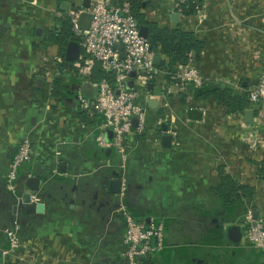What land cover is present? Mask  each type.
Instances as JSON below:
<instances>
[{"label": "crops", "instance_id": "obj_1", "mask_svg": "<svg viewBox=\"0 0 264 264\" xmlns=\"http://www.w3.org/2000/svg\"><path fill=\"white\" fill-rule=\"evenodd\" d=\"M145 1L152 21L200 37L203 47L193 63L207 84L253 86L264 55L252 60L251 53L264 34L261 25L252 28L247 15L256 11L247 3L264 11V0H203L205 24L181 16L176 24L169 1ZM87 3L90 8V0H0V261L8 232L16 229L18 264H128L124 206L136 221L149 226L158 220L164 228L156 252L167 248L156 264H264L260 251L246 247V216L245 222L224 220L215 193L223 175L251 186L254 195L244 204L254 218L259 213L256 220H264V180L258 175L264 156H245L239 137L245 113H228L214 97L197 99L191 89L182 90L181 80L158 70L145 103L148 127L140 133L134 124L122 169L121 151L99 144L101 115L80 104L79 95L94 99L93 84L66 72L65 91L52 95L54 77L46 72L56 73L55 60L65 52L47 37L60 31V20L70 11ZM244 27L253 31L252 39L240 34ZM166 136L172 137L167 146ZM105 137L111 140V132ZM25 139L33 157L20 168L24 188L17 195L9 191L7 176ZM30 178L40 179L39 192L27 189ZM25 193L32 201L15 214ZM231 225L242 227L237 247L227 234Z\"/></svg>", "mask_w": 264, "mask_h": 264}, {"label": "built area", "instance_id": "obj_2", "mask_svg": "<svg viewBox=\"0 0 264 264\" xmlns=\"http://www.w3.org/2000/svg\"><path fill=\"white\" fill-rule=\"evenodd\" d=\"M166 1L172 4L173 12H178L184 21L195 19L199 24H205L207 21V0L205 3H202L203 0L199 1L197 12L191 17H184L182 14L183 0ZM90 3L88 9L81 8L69 13L68 18L73 25L72 31L82 39V52L78 61L63 73L70 72L74 77L93 84L94 99L89 101L79 95L80 104L83 108L91 109L103 116L104 121L100 126L101 135L98 137L99 144L102 148L120 150L124 163L122 169H124L128 153L127 141L134 132V120H137L140 133H144L148 127L145 103L152 97L149 85H155L157 81L158 69L154 65L157 54L149 40L141 35L129 5L119 4L115 0H90ZM252 5L256 13L250 12L247 16L252 20V28L256 30L261 25L264 34V11L255 2L247 3L248 8ZM86 11L92 15V21L89 29L82 31L78 27V20ZM238 30L244 38L252 39L254 36L250 28L244 27ZM251 54L254 55L252 60L258 59L259 56L261 58L264 55V41H259ZM260 62L261 59L258 63ZM62 63L63 59L58 57L55 60L56 73L47 70L46 74L50 73L54 78L58 76V65ZM97 64L101 65V75L106 76L100 81L93 80ZM133 74L135 76H132ZM253 77L255 83L247 89V93L250 100L249 110L255 112L254 122L253 124L241 122L242 132L239 135L240 142L247 150L246 157H253L257 153L264 156V66L259 65ZM173 79L181 80L184 85L182 90H187L190 85L194 88H202L206 84L204 76L194 63L182 67ZM129 82L133 83L132 89L128 86ZM228 84L226 87L237 91L244 90L239 84ZM107 132H111V140L105 137ZM167 133L172 134L174 131L169 130ZM32 157V144L30 140L25 139L18 146L7 176L8 189L12 193H16L15 182L20 168L29 163ZM121 211L126 220L125 241L128 246L126 260L128 264H139L162 248L164 228L154 224L146 226L137 222L124 206L121 207ZM246 221L248 223L245 231L246 242L260 251L264 257V220H256L252 210H249ZM154 238L158 241L157 247L153 244ZM20 249L17 230L12 229L8 232V247L2 252V264L8 263L10 259L19 263Z\"/></svg>", "mask_w": 264, "mask_h": 264}, {"label": "trees", "instance_id": "obj_3", "mask_svg": "<svg viewBox=\"0 0 264 264\" xmlns=\"http://www.w3.org/2000/svg\"><path fill=\"white\" fill-rule=\"evenodd\" d=\"M115 1L122 5H129L139 28L141 29L142 27H145L148 29L147 39L149 40L152 49L157 55L166 59L161 66L158 67V70L164 71L168 79H172L174 82H177V80L173 79V76L176 75L177 71H179L182 67L193 63V61L199 60L203 42L196 33L186 31L182 28L170 29L168 27L160 26L158 23L152 21L146 13L148 3L145 0ZM198 3V0H183V3H181L183 16H194L197 12ZM72 26V22L69 18L60 20V31L58 33L52 31L47 37V41L60 45L62 51L64 52L68 43L72 41H78L81 44L82 39L73 33ZM193 53H196L195 58L192 56ZM62 59L63 63L58 69L59 75L54 78L52 88V95L55 97H60L61 91H65L66 83L65 79H63V71L67 68H71L73 65V63L65 59V53L62 54ZM103 78H106V76L103 77V75H101V65L97 64L93 80L100 81ZM112 78L113 77H110V79ZM204 87H210V89L208 91L202 90ZM204 87L194 88L190 85L188 86V89H191L194 92L195 97L200 100L214 97L230 114H244L246 110L250 108L249 95L245 87L243 91H237L234 88L226 86L222 87L219 84L212 83H206ZM99 119L104 121L103 116H100ZM258 175L260 179L264 180V159L261 163H259ZM23 182L22 178L19 180L17 179L15 182V185L17 186V195L22 194L24 188ZM215 193L219 198L220 209L224 212V220L227 222H245L244 218L249 209L246 208L244 202L246 199H250L254 195V190L251 186L239 185L231 176L223 175L220 184L215 189ZM132 217L135 219L134 216ZM247 227L248 226L245 228ZM223 235L222 230L218 232L217 236L219 237V241L222 240L221 236L223 237ZM218 245L222 246L223 242L221 241ZM246 247L254 249L249 244H246ZM166 248L167 247L165 246L162 251ZM160 252H153L148 258L140 261L139 264H156V257L160 254ZM234 263L236 262L234 261ZM0 264H2V259ZM6 264H18V262L10 259V261Z\"/></svg>", "mask_w": 264, "mask_h": 264}, {"label": "water", "instance_id": "obj_4", "mask_svg": "<svg viewBox=\"0 0 264 264\" xmlns=\"http://www.w3.org/2000/svg\"><path fill=\"white\" fill-rule=\"evenodd\" d=\"M67 4V3H65ZM86 8H89V4H86ZM66 11H69V9H67ZM172 17V21L176 24L180 23V14L178 12H175L171 15ZM92 21V15L89 12H83L78 20V27L82 30V31H86L89 29L90 24ZM140 33L143 37L147 38L148 37V29L145 27H142L140 29ZM82 52V47L81 44L78 41H72L70 43H68L67 47H66V51H65V59L71 63H75L78 61L79 56ZM193 57H196V53L192 54ZM163 63V57L160 55H157L154 58V65L155 67H160L161 64ZM132 76H135L134 74ZM129 88H133V83L129 82L128 83ZM150 89L153 88V85L150 84L149 85ZM210 89V87H204L205 91H208ZM244 118H245V123L246 124H253L254 122V117H255V112L253 110H247L244 114ZM137 120H134V124L136 125ZM164 143L167 146L170 145L171 141H172V137L171 136H166L164 139ZM108 152H111V150H108ZM105 153H107L105 151ZM120 186H122L123 184L120 182L119 183ZM27 189L29 191H37L39 192L40 190V179L38 178H30L26 181L25 183ZM118 193H120L119 191H117ZM32 201V195L31 193H25L23 194L22 200L18 203V205L16 207H14V213L18 214V212H20L23 204H30ZM258 212L256 213L255 219H258ZM158 220L156 221V226H158ZM226 222L223 221L222 222V226L225 224ZM222 232L224 234L225 229L224 226L222 227ZM227 234L228 237L232 243L233 246L237 247L240 245V243L242 242L243 239V231H242V227L238 226V225H231L230 227L227 228ZM153 244L155 247H157L158 241L156 238L153 239Z\"/></svg>", "mask_w": 264, "mask_h": 264}]
</instances>
